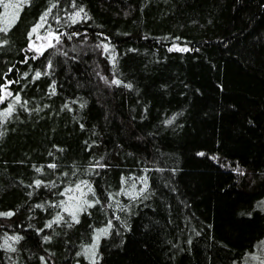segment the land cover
<instances>
[{"label": "trees", "instance_id": "trees-1", "mask_svg": "<svg viewBox=\"0 0 264 264\" xmlns=\"http://www.w3.org/2000/svg\"><path fill=\"white\" fill-rule=\"evenodd\" d=\"M4 2L0 264H264V0Z\"/></svg>", "mask_w": 264, "mask_h": 264}, {"label": "snow or ice", "instance_id": "snow-or-ice-1", "mask_svg": "<svg viewBox=\"0 0 264 264\" xmlns=\"http://www.w3.org/2000/svg\"><path fill=\"white\" fill-rule=\"evenodd\" d=\"M0 5H2V7L4 8L3 17L0 18V23L3 24V26H0V32H5L6 33L9 30L10 25L18 18V10L21 7V4H19V3H6V2H4V0H0ZM81 11H83V10L81 9L80 11L76 12L74 16L71 17V20H72L73 23H75L77 21V19L80 17V12ZM46 18H47V13H45L44 17H42L41 19L42 20H46ZM38 27H40V25H37V28ZM36 30H37L36 28H33V32H35ZM52 38L55 39L57 42H59V37L58 36H53ZM49 46H51V45H49ZM104 47H105V49H107V45H105ZM173 50L185 51V52L188 51L187 48H183V49L176 48V49H173ZM113 59H115V57H113ZM36 76L38 78L40 76V73H36ZM9 83H11V82H9ZM112 83H114L117 86H119L121 82L119 80H114V81H112ZM125 86L126 87H130V85H125ZM6 90H7V85L3 86V88H0V91H4L6 93V95L10 96L11 93L7 92ZM15 100L17 102H20L19 95H17L15 97ZM2 101H3V97H0V102H2ZM12 111H13V107L9 106L7 111L2 113V114H0V115H3V117L6 118L12 113ZM169 123H171V121H169ZM50 166L54 167V165H50ZM39 183L40 182L37 181V185H39ZM145 187H146V185H145ZM79 188H80V186L77 185V190H79ZM89 191H91V188H89ZM89 206H91V205H89ZM6 215L10 216V215H12V213H7ZM60 219H61L60 217H57V219L55 221H53L52 223H58ZM73 219L77 223L79 222L78 220H76L75 215H73ZM48 227H51V224H49ZM101 234H103V233H101ZM99 235L100 234H98V236H97V240H99ZM8 239H19V238L18 237L17 238L9 237ZM5 244L6 245L8 244V240H5ZM9 249L14 251V249H12L10 245H9Z\"/></svg>", "mask_w": 264, "mask_h": 264}]
</instances>
